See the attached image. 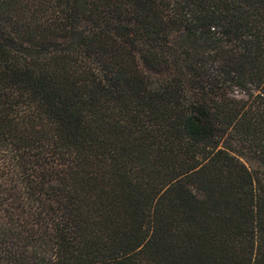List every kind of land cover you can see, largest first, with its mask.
Masks as SVG:
<instances>
[{"label": "trees", "instance_id": "16d2710c", "mask_svg": "<svg viewBox=\"0 0 264 264\" xmlns=\"http://www.w3.org/2000/svg\"><path fill=\"white\" fill-rule=\"evenodd\" d=\"M0 264H264V0H0Z\"/></svg>", "mask_w": 264, "mask_h": 264}]
</instances>
